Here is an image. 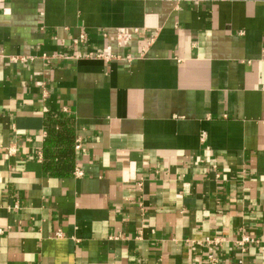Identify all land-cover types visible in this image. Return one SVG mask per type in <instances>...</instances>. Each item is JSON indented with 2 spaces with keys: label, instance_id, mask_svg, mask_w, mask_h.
I'll return each mask as SVG.
<instances>
[{
  "label": "crops",
  "instance_id": "0c3cea01",
  "mask_svg": "<svg viewBox=\"0 0 264 264\" xmlns=\"http://www.w3.org/2000/svg\"><path fill=\"white\" fill-rule=\"evenodd\" d=\"M208 254L264 264V0H0V264Z\"/></svg>",
  "mask_w": 264,
  "mask_h": 264
},
{
  "label": "built area",
  "instance_id": "2783aa9c",
  "mask_svg": "<svg viewBox=\"0 0 264 264\" xmlns=\"http://www.w3.org/2000/svg\"><path fill=\"white\" fill-rule=\"evenodd\" d=\"M129 39H130V33H128L125 30H117L116 42H117V44L119 46L125 45ZM84 40H85V37H84V35L81 34L74 41V43H76V44L77 43H81V42H84ZM95 57H98V58H101V59H104V60H108L110 58H117V56H114L111 53V51L109 50V48H107V50H105L104 52H101L99 54H96ZM75 149H81L80 143L78 142V140L76 141ZM75 174L76 175H81V173L79 171H76ZM56 235H59V234H56ZM221 241L222 240L219 239V238H214L212 240L205 239V242L208 243V244H217V243H220ZM248 242H251V240L248 237L243 236L241 238V240L238 241L236 244L238 245V247L241 248V250H243V246L246 243H248ZM204 264H245V263H244V260H243L242 257L238 258L237 260H235L232 263H219L212 254H208L207 257H206V261H205Z\"/></svg>",
  "mask_w": 264,
  "mask_h": 264
},
{
  "label": "trees",
  "instance_id": "16d2710c",
  "mask_svg": "<svg viewBox=\"0 0 264 264\" xmlns=\"http://www.w3.org/2000/svg\"><path fill=\"white\" fill-rule=\"evenodd\" d=\"M52 118H55L54 116H52Z\"/></svg>",
  "mask_w": 264,
  "mask_h": 264
}]
</instances>
